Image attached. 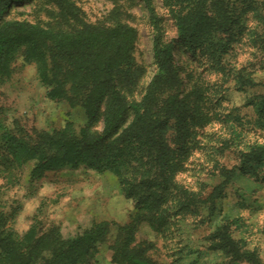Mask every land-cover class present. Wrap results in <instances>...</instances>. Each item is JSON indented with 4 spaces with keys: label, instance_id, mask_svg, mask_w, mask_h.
<instances>
[{
    "label": "trees",
    "instance_id": "1",
    "mask_svg": "<svg viewBox=\"0 0 264 264\" xmlns=\"http://www.w3.org/2000/svg\"><path fill=\"white\" fill-rule=\"evenodd\" d=\"M23 1L0 0V85L11 76L16 54L25 49L27 61L37 64L48 97L81 109L88 123L79 132L68 123L65 129L42 132L30 142L11 133L0 119V168L30 166L33 180L82 166L111 172L119 178L125 196L135 201L137 226L149 222L158 231L168 226L173 213L178 216L208 204L215 209L237 171L253 174L256 166L264 167V145L256 144L241 153L236 170L222 172L223 182L207 199L177 181L195 147L198 129L209 121L202 94L180 92L176 57L183 53L195 59L206 56L210 66L224 71V58L236 40L234 32L241 28L237 15L224 5H215L214 0H163L177 28V37L165 42L154 0H140L155 25L152 53L157 72L136 99L147 70L134 56L138 38L134 27L81 22L76 29L59 31L6 20L12 5ZM51 1L67 15L68 0ZM251 104L257 121L263 122L264 96ZM100 123L102 131L93 130ZM137 226L115 245L113 264H155L148 248L136 244ZM107 233V224L93 221L67 235L55 227L35 240L33 231L19 242L0 212V264H83L95 257ZM213 238L215 248L233 264H261L255 252L233 239L229 225L218 226Z\"/></svg>",
    "mask_w": 264,
    "mask_h": 264
},
{
    "label": "rangeland",
    "instance_id": "2",
    "mask_svg": "<svg viewBox=\"0 0 264 264\" xmlns=\"http://www.w3.org/2000/svg\"><path fill=\"white\" fill-rule=\"evenodd\" d=\"M67 15L51 0H26L13 4L6 20L37 23L59 31L79 27L81 22L112 26L118 22L138 32L134 56L147 70L135 98L139 99L157 72L152 47L155 25L140 0H68ZM237 15L240 30L234 32L232 49L224 58V71L210 66L206 56L197 59L183 53L176 58L184 95L202 94L208 124L198 129L195 147L177 181L187 190L207 199L223 182L224 170H236L240 155L250 146L264 145V119L251 103L264 96V0H214ZM164 41L177 37L175 22L163 0H154ZM37 64L27 61L25 49L15 56L12 74L0 85V119L11 133L35 142L42 132H54L72 124L76 132L88 123L79 109L48 97L37 73ZM69 89V86L66 85ZM102 123L93 130L101 132ZM0 141V145H1ZM30 166L0 168V212L8 230L19 241L34 231L35 240L61 227L62 233L80 225L107 224L108 233L97 254L83 264H113L115 245L137 226L135 201L125 196L119 178L84 166L77 170L48 172L31 179ZM209 205V204H208ZM201 206L169 218L167 227L156 231L149 222L135 230L136 244L148 248L155 264H233L215 248L218 226L229 225L233 239L255 252L264 264V167L255 173L237 171L224 188L215 209ZM236 264H251L247 261Z\"/></svg>",
    "mask_w": 264,
    "mask_h": 264
}]
</instances>
